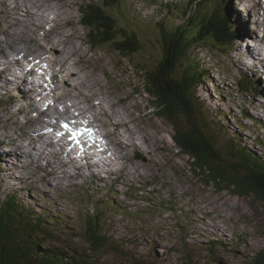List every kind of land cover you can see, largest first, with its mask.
I'll use <instances>...</instances> for the list:
<instances>
[{"label": "rangeland", "instance_id": "374dc122", "mask_svg": "<svg viewBox=\"0 0 264 264\" xmlns=\"http://www.w3.org/2000/svg\"><path fill=\"white\" fill-rule=\"evenodd\" d=\"M10 1L0 0V51L4 54L8 51V47L11 49L9 41L13 38L11 36L13 32L19 30L17 26L24 29L26 33L29 31L27 34L29 36L34 35L31 29L35 32L40 29L38 26L40 21L25 16L26 13L41 15L40 12L34 9L27 10L23 3L19 5L20 8L14 7L15 0ZM19 1L22 2V0ZM56 1L71 14L70 24L74 27L71 26L66 30L73 33L74 44L87 55V69L91 82L100 84L96 86L97 88L108 90L110 96L108 101L118 103L120 107L116 106L115 109L124 112L129 128L133 129L132 134L127 128L123 129L122 125H119L120 129L113 130V127L106 125L108 118L101 114L93 118V112L86 111L84 117L77 118L82 121L93 118L96 120L94 125L99 128H96L99 132L113 131L109 139L118 150L110 149L109 153V156L114 155V161L110 166L114 172L113 175L107 177L106 171L97 168L100 172L96 174L90 169H85L82 176H71L67 166L59 167L56 169L57 172L51 174L48 167L41 165L35 167L30 164L22 167L17 162L19 167L13 170L22 178H15L9 172L0 174V181H3L2 192L17 190L29 200L28 202L37 208H42L45 214L63 215L62 224L66 225L68 231L77 234H83L85 215L99 209L104 210L103 218L105 225L109 228L106 235L110 239L107 247L101 251L102 260H111L118 264H185L189 258H192L193 264H246L250 257L264 247V201L253 196H240L230 190H217L212 183L207 184L200 180L199 176H194V172L189 167L188 156L174 145L171 137L173 133L171 123L156 116L151 97L139 90L142 81L133 66L143 64L153 69V60L159 56L156 46L149 43V40L157 42L155 22L162 17L170 16L165 6L168 2L176 0H121L123 8L115 14L122 23L135 25L139 30V37L149 49V53L141 51L133 56L131 61L121 59L110 49L93 46L90 43L87 37L89 27L79 21L82 16L79 4H83V0ZM233 1L230 6L228 3V12L234 16L235 10H239L241 16H245L246 19L264 6L263 3L260 4V0H253L251 4L250 0ZM58 3L56 9L52 10L53 13L61 10L57 9ZM6 10L9 11L8 16L5 13ZM250 20H253L252 16ZM12 24L17 26L12 27ZM244 25L243 32H253L256 28L253 24ZM28 26H30L29 29ZM256 31L259 29L256 28ZM45 32V29H41L37 32V36L43 38ZM248 43L249 41L243 42L244 46H248ZM31 45L36 47L34 42ZM206 45L209 44L206 43ZM209 46V48L205 45L200 46L196 50L198 52L196 59L202 63L201 67L209 68L208 76L203 80L196 96L203 105L202 110L211 114L208 117L209 121L213 120L217 123V127H223L228 132L221 134L220 139L216 138L217 148L227 160V164L235 165V160L230 154L232 149L224 140L225 136H229L236 138L234 142L239 141L255 155L258 154L264 158V146L259 144L260 141H264V96L259 89L257 94H250L239 91L237 88L240 69L256 74L253 68L258 61L255 57L249 58L247 52L241 50L240 44L237 46L236 42L232 45L230 52L228 50L211 51L212 45ZM8 56L12 58V55L8 54ZM46 58L48 59V56L44 55L43 59ZM46 63L49 65L45 64V67L56 68L53 63ZM247 65L252 70L247 69ZM52 71L53 68L47 69L37 79L45 81L48 77L46 74H51ZM38 73L41 71L38 70ZM260 79L263 81L261 77ZM72 80L70 83L75 84L76 81ZM43 87L49 90V83H43L41 87L35 85V89L38 90ZM104 93L108 95L107 92ZM11 94L16 96L20 93L18 89H12L8 94H0L3 103V106L0 105V116L2 115L0 127L2 123L10 122L9 125L6 124V135L0 131V150L5 149L7 155L12 158L14 153L21 154V151L16 148L19 140L11 139L10 135L22 136L24 132L42 125L37 124V120L34 122V119L31 120V124L28 122L29 116L36 115H33L32 108L27 110V114L17 112L21 99H13ZM32 94H34L32 99L35 101L32 105L34 104L38 110H43L44 99L37 100L36 92ZM9 97H12V101L7 102ZM23 100L22 102L27 101V99ZM120 100L123 103L120 104ZM70 103V101L65 102L67 105ZM57 105L61 109V106ZM105 105L106 101L103 100L102 105H98L97 110L95 107V110L99 111V107L103 106L107 111L109 108ZM26 108L23 105L20 109ZM9 111H13L14 114H9ZM243 111L255 117V123H251L244 116ZM72 112L74 110L68 114ZM111 113V110L107 111L108 115ZM9 115V122L5 121ZM50 115H52L50 118L42 117L47 121L44 123V129H48L51 123L54 124L56 121L60 123L57 113L51 111ZM114 120L119 121V118L115 116ZM72 122L76 121L72 120ZM103 140L108 142L107 138ZM103 140L102 142L105 143ZM95 144L99 148V143ZM12 149L15 150L12 151ZM38 157L42 162L44 159L42 155L39 154ZM20 160L23 161V158ZM133 163L138 166V171L132 166ZM63 170H66V176H58V173ZM109 188L116 191L115 197L108 195ZM85 189L93 193L88 199L81 197ZM129 191L135 192L138 198L129 197ZM148 197L152 198V201L147 200ZM102 199L112 203L107 202V205H99L95 208ZM162 200L166 202L162 203ZM55 232L56 236L68 238L66 233L62 234V231ZM214 240L217 244H214L215 248L212 251L207 246ZM72 241L85 245L79 235L73 237ZM133 241L134 243H131ZM43 244L55 245L53 241H45Z\"/></svg>", "mask_w": 264, "mask_h": 264}, {"label": "trees", "instance_id": "16d2710c", "mask_svg": "<svg viewBox=\"0 0 264 264\" xmlns=\"http://www.w3.org/2000/svg\"><path fill=\"white\" fill-rule=\"evenodd\" d=\"M122 5L121 0H91L82 6V19L89 27L87 37L93 46L110 49L121 59L131 61L141 51L149 53V49L139 37L135 25L122 23L115 14L123 8ZM225 5L226 0L168 2L164 6L170 16L155 22L157 42L149 40L159 55L153 60V69L143 64L133 67L142 81L139 90L151 97L156 116L171 123L174 145L188 156L194 176H199L207 184L212 183L217 190H230L240 196H253L264 201V158L255 155L239 141L234 142L236 138L225 136L235 160V165L227 164L217 148V139L228 132L217 127L213 120L209 121L211 114L202 110L203 105L196 96L209 71V68L203 69L202 63L196 59L197 48L212 45L211 51L223 52L233 44L236 31L228 22ZM246 80L244 77L237 80L239 91L247 93L251 88ZM243 114L252 120L248 112ZM259 144L263 147L264 141ZM4 169L0 161V174ZM2 186L3 181H0V264H118L101 259V251L110 239L106 235L109 228L103 218L104 210L85 215L83 234H77L62 224L63 215L49 216L42 208L28 202L19 191L2 192ZM85 190L81 197L88 199L93 193ZM108 195L115 197L116 191L109 188ZM128 195L138 198L133 191ZM107 202L112 203L99 200L95 208L107 205ZM56 230L66 233L68 238L56 236ZM78 235L86 246L72 241ZM45 241H53L55 245L46 246ZM214 244H217L216 240L207 247L213 251ZM185 264H193L192 258ZM246 264H264V247Z\"/></svg>", "mask_w": 264, "mask_h": 264}, {"label": "bare ground", "instance_id": "6f19581e", "mask_svg": "<svg viewBox=\"0 0 264 264\" xmlns=\"http://www.w3.org/2000/svg\"><path fill=\"white\" fill-rule=\"evenodd\" d=\"M260 1V4H264V0ZM9 2L11 1L9 0ZM256 2L259 3V1ZM14 3V7L20 8L19 5L23 3L27 7V10L34 9L35 11L40 12L41 15H30L29 13L25 14V16H28L31 19L35 18L37 21H40L38 24L40 29L36 32L34 31V29H31L34 35L29 36L27 35L29 31L26 33V31L21 27L12 24V27L17 26L19 30H15L13 32V35H11L13 37L9 41L11 49L8 47L7 51L5 50V48H2V50L7 51L5 54L0 51V94H8L12 89H18L20 94L14 96V98L21 97V101L19 100L20 102L18 103L16 111L19 113L27 114V110L29 108H32L31 111H33V115L36 114L35 116H29V123L33 119L34 122L37 120V123H46L47 121L45 119L50 118L52 116L50 115V112L53 111V113L58 114V120L61 123L69 124L68 120H75L79 122L77 117L83 115L85 116L86 111H92L93 118L98 116V114H101L108 118L106 125H110L111 127H113V130L120 129L119 125H122L123 129L127 128V130H129V132L132 134L133 129L131 130V128H129L130 126H128V121L126 120L124 112L115 109L116 106L120 107L119 105H117L118 103L115 104V102L108 101V97H110L108 90L104 91L102 88H97L96 86L100 84L91 82L92 80L89 78V70L87 69V55L74 44L75 40L73 38V33L67 32L66 30L67 28H71V26H73L72 24H70V21L72 20L71 14L66 10V8L62 7V5H59L60 3H58L56 0H22V2H20L19 0H15ZM57 3V9L61 10H59L57 13H53L52 10L56 9ZM249 3H253V0H250ZM9 6L11 7V3H9ZM5 13L8 16L9 11L6 10ZM251 16L253 17L252 23L255 22V26L259 29V31H256V28H254V32L249 34L250 38L246 40L243 39L244 36L240 37V41L238 40L239 43L242 41H249V45L244 46L242 42L239 47L241 50L247 52V56H249V58L255 57L257 61L264 62V6L261 9L256 10L254 15L250 14L248 16V19ZM241 19L242 21L248 22V19H246L243 15L241 16ZM29 25L33 27L32 24ZM30 26H28V29L30 28ZM41 29L46 30L43 38L37 36V32H39ZM32 42L35 43L36 47H33L31 45ZM72 44L74 46H72ZM258 50H260V52ZM8 54L12 55V58H10ZM256 54L258 55L257 57ZM44 55L48 56V60H46L47 58L45 60L43 59ZM24 60L28 62L26 66L24 65L26 62H24ZM48 61L55 63L54 65L56 66V68L51 66L48 67L53 68V72L49 75L48 81H40L38 79L35 81L34 77H39V74L36 72V70L38 69L39 71L43 72L46 68L45 64H48L46 63ZM248 68H250V66H248ZM253 69L263 70L264 64H262L261 69L259 67H256V64H254ZM64 76L66 78H63ZM71 79L75 80L76 83H70ZM43 83H49V90L45 87H43L41 90L35 89V85L41 87L43 86ZM32 90L36 92L35 96L38 98L37 100L44 99V101L42 100L44 102V109H40L41 111L38 110L36 106H34V104L32 105V103L35 102L32 99L34 97V94L32 98H30V96L28 97V93L32 92ZM104 92H107L108 95ZM22 99H27V101L22 102ZM103 100L106 101V108H109L108 110H111V115L107 114L108 110L106 111L103 106V108L100 106L99 111H96L98 109L97 106L102 105ZM66 101H70L71 103L67 105L65 104ZM120 101V104L123 103L122 100ZM57 104L61 106V109H59ZM23 105L27 107L25 110L20 109ZM71 110H74V112L69 115L68 113ZM9 114H14V112L9 111ZM115 116L119 118V121L114 120ZM42 117H44L45 119H43ZM93 118L87 119V121H82L81 119L80 120L88 128H94L93 135L95 137L97 136V138L108 139V142L104 141L106 151L103 150L102 152V150L100 149V152L97 154L94 149L84 144L80 146L79 150H75L68 138L62 132L56 129L58 123H56L57 121L55 120L56 122L49 126L48 129H44V126H37L38 128L30 129L27 132H24L22 136H14L16 137L14 138L10 135L11 139H21L17 142L16 147L25 150V152H21L22 155H16V158L23 157V161H21L20 159H16L15 161L13 160L12 162L14 163L12 164V166L17 165V167H19L17 163L19 162L23 167L26 165V162H32L37 166L41 165L44 167H48L49 170H51V174L57 172V168L67 166V170L69 169V174L71 176H82L86 168L91 169V171L96 174L98 172L97 168H101L103 166L105 169H102V171H106L107 177L113 175L114 172L112 171V168L110 166H112L111 162L114 161V155L109 156V153L111 151L110 149H113L115 151L117 150L116 147H114V145L112 144L113 142L109 139L110 136H112L113 131H97L96 128L98 127L94 125L96 123V120H93ZM9 119L10 115L5 119V121L9 122ZM82 123H80V126H83ZM2 124L3 125L0 127V131H2V133L6 135V124L9 125L10 122H4ZM76 125L77 123L75 122L74 127ZM66 129L71 130L72 127H66ZM73 129L76 130L75 128ZM81 141L82 140L78 138V142ZM14 150L15 149H12V151ZM80 153H82V155L79 159H77L76 157ZM39 154L44 158L42 162L38 157ZM84 161H86L87 164H84ZM132 166L135 167L138 171V166L136 164L133 163ZM58 176L65 177L66 170L59 172Z\"/></svg>", "mask_w": 264, "mask_h": 264}]
</instances>
